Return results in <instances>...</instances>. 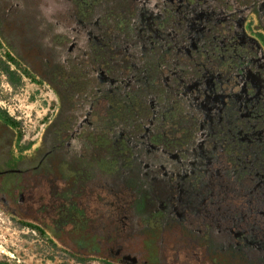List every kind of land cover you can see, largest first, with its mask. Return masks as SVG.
<instances>
[{
	"label": "flooded vegetation",
	"instance_id": "obj_1",
	"mask_svg": "<svg viewBox=\"0 0 264 264\" xmlns=\"http://www.w3.org/2000/svg\"><path fill=\"white\" fill-rule=\"evenodd\" d=\"M14 2L30 12L24 59L62 113L33 158L14 153L0 116V203L105 264H264V0ZM173 104L183 111L153 145L154 120ZM110 190L119 224L80 222ZM234 199L248 210L230 220ZM206 217L217 227L206 231Z\"/></svg>",
	"mask_w": 264,
	"mask_h": 264
},
{
	"label": "rangeland",
	"instance_id": "obj_2",
	"mask_svg": "<svg viewBox=\"0 0 264 264\" xmlns=\"http://www.w3.org/2000/svg\"><path fill=\"white\" fill-rule=\"evenodd\" d=\"M19 4L14 0L0 4V116L4 121L8 119L11 127L3 125L1 131L8 132L9 137L13 135L14 153L27 150L24 154L33 158L34 154L46 149L45 133L59 118L62 105L54 86L24 59L28 49L24 43V25L30 12L26 2ZM247 20L253 32L260 31L256 29V15L251 14ZM144 67L136 71L141 73ZM154 69L155 64L150 70ZM0 264L105 262L64 245L38 222L8 211L0 203Z\"/></svg>",
	"mask_w": 264,
	"mask_h": 264
},
{
	"label": "trees",
	"instance_id": "obj_3",
	"mask_svg": "<svg viewBox=\"0 0 264 264\" xmlns=\"http://www.w3.org/2000/svg\"><path fill=\"white\" fill-rule=\"evenodd\" d=\"M81 3H82V1H81ZM82 6H80L79 7V13H83V11H86V9H84L83 8V10H82ZM90 12H88L87 13V15H92L93 14V9H91L90 8V10H89ZM64 13V12H63ZM62 13V14H63ZM60 15V18H59V24L61 25V27L64 29V27H65V25L66 26H68L69 28L71 27V23H69V22H67L66 21V19H64L65 17V14L64 15ZM101 14H103L101 11H100V15ZM103 18H104V16H103ZM83 19H85V18H83ZM100 22L101 23H103L104 22V20H100ZM105 23V22H104ZM103 23V24H104ZM108 25V23L107 24H105V25H103V26H107ZM76 33V32H75ZM105 33V32H104ZM110 34H111V32H110ZM134 65H135V67H136V69L137 68H139V66L136 64V63H134ZM145 83H148V81H146ZM150 93H151V95H153V91L152 90H150ZM156 95H158V94H156ZM172 96L173 95H170V98H172ZM126 97H130L131 99H134L131 95H129L128 93H126ZM170 98L169 97H167L166 98V100H165V97L161 100L163 103H165V102H167V101H169L170 100ZM127 101V100H126ZM129 104H130V102L128 101L127 102V106H129ZM143 106L144 107H146V105L143 103ZM112 111V110H111ZM181 111H183V108H180V107H178L177 106V104H173L170 108L168 107V106H165V108H164V114H165V116L163 117V118H161V117H156V119L154 120L155 121V123H154V126H153V128L151 127V129H150V134L152 135L151 136V139H150V141H151V143L153 142V145L155 144V140H156V138L157 139H162V137L165 135V134H163V130L161 129L162 127H165V125L171 120L170 118H169V116H170V114H172V112H178V114H179V116H180V112ZM168 115V116H167ZM151 118H146V120H147V125H150V122H149V120H150ZM170 119V120H169ZM126 122L127 123H129V122H131V125H132V123H134L135 124V126H137V129H139V127L140 126H142L143 124H144V120L142 119V118H133V120L132 121H130L129 120V118H128V116H126ZM168 131H171V132H174L175 130L172 128V127H170L169 129H168ZM201 132V131H200ZM199 132V133H200ZM183 135H185V134H183ZM192 134H190V135H188L189 136V140H193L194 139V137L196 136V137H198V135L199 134H193L192 136H191ZM155 139V140H154ZM179 139H181V138H179ZM154 140V141H153ZM156 145V144H155ZM221 170H223L222 169V167H219ZM224 171H221V173H223ZM99 192H101V191H99ZM103 195H104V197H109V202L107 203V204H105V205H101V206H99L98 207V204L97 203H93V206L92 205H90V203H88V205L90 206V207H92L93 208V212H91V215H93V216H91L90 217V219L89 218H86V217H83V216H79L78 218H80L79 220H80V222H84V223H92V224H94L93 225V229H96L95 227H98L99 228V230H103V228H105V223H104V221L106 222V220H108V219H110L111 220V222L112 221H114L115 223H118L119 224V222H120V220H121V217H119V214H120V209H119V204H117L116 202H117V200H116V197L117 196H119V194L118 193H116V192H114V191H112V190H110L109 192H103ZM108 195V196H107ZM95 196H97L96 195V193H95ZM239 198V197H238ZM232 202H233V204H235L237 207H236V210H238V208H239V212H235V213H232V216H231V218H230V220L232 219V217L233 216H238V215H244V214H241V213H243V211L244 210H248V207L247 206H244V207H240L241 206V202H240V200H231ZM94 202H96V201H94ZM224 202H228V200H221L220 201V203H224ZM220 207H222V208H224V206H228V203H225V204H220L219 205ZM79 207H81L82 208V205H80ZM83 208H85L84 206H83ZM226 208V207H225ZM87 211H89L90 212V210L89 209H87V208H85ZM84 209V210H85ZM119 209V210H118ZM230 209V208H229ZM234 208H231V210H233ZM255 210V209H254ZM212 211V210H211ZM241 212V213H240ZM116 213V214H115ZM161 214V216H162V214L164 215V213L161 211L160 212ZM88 214V213H87ZM115 214V215H114ZM99 215H102V216H99ZM112 215H113V218H112ZM159 215V216H160ZM111 217V218H107L106 219V217ZM260 216V215H259ZM260 217H262V216H260ZM210 219L211 218H208V217H206V222H207V225H206V231H207V229H210L212 226H216V224H215V222L214 221H211V222H209L210 221ZM78 220V221H79ZM151 220H152V222L153 223H159V221H160V217H157V218H151ZM90 221V222H89ZM202 221H203V217L201 218V217H197V218H195V220L190 224V227H191V229H202V227H201V224H202ZM262 224L264 223L262 220L260 221ZM120 225H122L121 223H120ZM211 225V226H210ZM230 226V224H225V226ZM152 226L153 227H156V226H159V225H153L152 224ZM217 227V226H216ZM213 229H215V228H213ZM122 231V230H121ZM194 254L195 255H197L198 253H196V252H194ZM193 259H197V258H193Z\"/></svg>",
	"mask_w": 264,
	"mask_h": 264
}]
</instances>
